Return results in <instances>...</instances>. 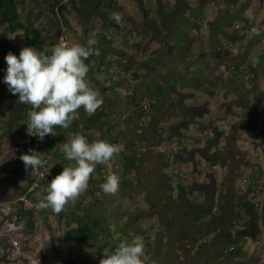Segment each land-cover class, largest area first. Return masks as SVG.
Listing matches in <instances>:
<instances>
[{"label": "trees", "instance_id": "obj_1", "mask_svg": "<svg viewBox=\"0 0 264 264\" xmlns=\"http://www.w3.org/2000/svg\"><path fill=\"white\" fill-rule=\"evenodd\" d=\"M174 2L159 0V4L155 5L153 0H148L147 8L151 12L149 19L157 23L163 32V15L176 8ZM188 10L191 17L187 21V29H193L196 22H203L204 18L198 19L200 12L195 9ZM118 11L126 12L119 0H0V112L2 109L7 113L6 124L0 127V147L4 149L10 143L16 148L14 166L8 172L15 193L3 202L10 210L7 219L16 216L17 220L26 222V245L35 239L37 224L40 222L53 238H57L58 243L53 244L52 249L56 262L61 264H99L103 258V249H115L117 246L115 234L110 230L115 222L118 230L128 232L130 229L131 237H143V257L155 260V249L159 248V244L155 242V232L152 229L166 220L174 227L186 226L189 221L196 226L208 224L211 217L218 214V201L221 200L224 188L229 186L237 205L236 208L233 205L230 210L242 214L238 219V226H232L239 229H229L227 232L230 238L225 250L232 255L249 240L255 242L263 236V226L260 223V215L264 210L263 200L259 201L257 198H264V106L261 109L263 115H260L253 130L248 128V120L251 116L249 104H255L257 98L264 100L261 89L264 56L252 71L223 62L228 79L226 82H217L200 68L196 72H190V65H204L205 53L196 61L193 50L197 39H189L187 30L180 29L179 33L172 34L170 38L175 40L176 47H180L176 56L185 62L183 67L186 73L193 75L194 80H166L161 78L160 51L151 50L149 57H143L147 53L143 41L154 36L153 30L123 28L113 15ZM72 16L81 21L83 44L86 45L89 39L97 41L93 48L98 49L99 54L91 55L85 62L89 67V85L98 91L103 103L91 115L81 107L70 127L63 129L56 126L54 135H47L43 145H39L41 141L36 137L29 144L26 124L31 106L21 103L18 94L12 95L2 82L7 68L5 56L9 52L19 56L21 51L10 37L21 35L30 47L51 55L54 46L61 42L67 30L73 29ZM130 19L134 20L133 17ZM212 29L217 31L216 34L212 31V34L218 38L223 51H230L222 42L227 41V38L221 35V31L226 34L227 28L224 26ZM155 42L159 45V39ZM244 48L245 44L241 45L240 49ZM186 61L190 64H186ZM104 71L124 74L127 82L124 87L129 95L140 90L144 82H149L150 71L154 75L158 74L151 82L147 95L135 104L129 117L132 122L131 119L138 116L145 128L153 129L154 140L164 152L162 183L170 191L166 201H162V213L148 215L152 221L148 228L143 224L145 220L137 223V226L130 223L135 211H145V207L132 211L124 202L117 203L111 215L106 218L102 199L105 192L101 185L105 182L108 164L96 166L87 188L77 198L67 202L61 212L56 213L50 207H37L47 195L48 183L64 167L74 163L65 158L61 150L62 143L67 142L75 133L86 136L92 143L93 131L104 125L107 136L121 149L118 155L122 160V171L115 198L121 201L128 197L127 194L132 189L135 192L145 190L142 180L134 174L138 171L143 152L149 149L148 143L140 140L135 146L129 138L122 137L116 128L108 124L111 112L105 105L118 98L119 90L114 86L98 83L97 73L103 74ZM173 90L177 93L178 104L174 110L165 112L162 109L164 100L172 96ZM255 107L257 108L256 105ZM219 114L227 118L222 119ZM261 120L263 124H260ZM244 132L251 133V138L244 137ZM52 144L58 146L48 157L45 151ZM29 150L44 154L42 169L47 171L54 162L58 166L57 171L50 175L47 171L46 177L33 190V172L30 166L26 169L20 159ZM151 204L156 202L151 201ZM181 208L185 209L184 218L180 214ZM54 218L57 227L53 224ZM57 244L60 247L57 248ZM7 255L0 256V259Z\"/></svg>", "mask_w": 264, "mask_h": 264}, {"label": "rangeland", "instance_id": "obj_2", "mask_svg": "<svg viewBox=\"0 0 264 264\" xmlns=\"http://www.w3.org/2000/svg\"><path fill=\"white\" fill-rule=\"evenodd\" d=\"M174 1L176 8L172 12L170 11L166 14L164 13L163 15V21L161 24H163L162 26H165V32L161 31L157 23L149 19V17H151V12H149L147 8L148 0H143L142 2H137L135 0H119L120 5L125 7L126 12H116L115 14L120 17L119 19H116L114 16L123 28L133 30L149 28L153 30L154 36L150 40L148 39L143 41V46L146 45L145 51H147L146 54H143V57H149L151 50L160 51L162 55V60L160 62L162 67L160 72L161 78L164 77L166 80H185L187 82L194 80L191 73H186L187 71L183 67V63L185 62L183 60H179L180 57L176 56V52L180 50V47H176L175 40L170 38L172 34L179 33L180 29L187 30L186 33L189 39H197L193 50V54L195 56L194 59L196 61L202 53H205L203 54L205 55L204 65L201 66L199 63L190 65V72H196L200 68L204 70L206 74H210V77H213L214 80L222 83L226 82L228 79V72L222 66L223 62H230L233 66H240L245 69L249 67L248 64L254 68L261 63V58L264 56V33L261 36V33L264 30L262 23V20L264 19V10H259L260 16H258L254 21L247 22L245 20L231 19V25L229 26L228 24L230 21H228V17L226 16L228 13H232L233 11H229L228 7L224 5V0H214L215 5H209L207 0H205L206 3H203L202 5H199L195 0ZM230 1L232 0H228V2ZM153 2L155 5L159 4V0H153ZM199 6L201 7L199 8ZM260 6L261 5H259L256 0L249 8L248 13H245L244 16H250L251 12H254V10H257ZM188 8L199 9L202 18L205 19L204 22H196L193 29H187V21L189 17H191V13ZM129 16L133 17L134 20H131ZM71 20L73 23V29L67 30L66 35L61 38V42H64L67 45L74 43L84 45L83 43L85 42L82 38L81 21L76 16H72ZM210 21L211 23H209ZM164 23L169 26H166ZM224 26L227 28L225 34L227 41L222 40V42L225 48L230 50L227 52L223 51L216 35L212 34V31H214L212 28H221ZM215 32L217 31L215 30L214 33ZM221 32L224 33L223 31ZM10 39L20 49L30 47L21 35L11 36ZM156 39H159V45L155 42ZM246 40H252L250 42L253 45L252 51H247L245 48L244 50L240 49L241 45L246 44ZM131 52L135 53L134 50H131ZM247 52L251 53L247 54V56ZM188 63L190 64V62L186 61V64ZM102 73L103 74L97 73L98 83H104L105 86H114L117 90H119L118 98L105 105L111 112L108 124L116 128V130L121 133L122 137L126 136L129 138L135 146H137L140 140H146L149 147V149L143 152L138 171L134 174L142 180V187L145 188V190L143 192H135V190L132 189L127 194L128 197H125L121 201L115 198L116 194L114 193H104L102 198L103 206L107 209L108 207L115 208L116 205L124 202L132 211L136 208L145 207V211H135V215L130 218V223H134L135 226H137V223L144 222L145 220V223L143 224L148 228L152 224L148 215H154V212L162 213V201L165 200L170 191V189L162 183V160L164 158V152L161 146L154 140L155 131L151 128H145L140 117L134 116L133 120L131 119L132 122H130L129 117L135 108V104L147 95L151 82L157 78L158 74L154 75L150 71L148 75L150 83L144 82L140 90H137L136 93L129 95L124 87L127 83L126 80H124V74H121L118 71H104ZM98 87L99 86H96V88ZM261 89L264 93V78L261 80ZM172 93L173 94L170 98L164 100L162 109H164L165 112L174 110L178 104L176 91L173 90ZM255 102V104H249L251 105L249 106L251 116L248 120V123L250 124L248 128L251 130L254 129V124L259 121L258 118L260 115H263L261 114V109L264 106V100L257 98ZM6 115L7 113L1 109L0 127H3L6 124ZM220 117L222 119L227 118V116H223L222 114ZM261 121L260 124H263V120ZM243 136L251 138V133L244 132ZM260 136L262 137V135ZM92 137L93 142L98 139H102L111 144H115L113 140L107 136L105 125L94 130ZM87 140L89 143L91 142V140ZM39 145H43V141L39 142ZM57 146V144L49 145L45 151V155L48 157L52 155ZM15 156L16 148L10 143H8L4 149L0 147V199L3 201H6L15 193L12 178L8 174L14 166ZM57 168V163L54 162L47 170L48 174L50 175L53 171H57ZM121 171V157L118 154H115L114 158L108 163V173L106 172L104 177L106 178L113 172L119 176ZM244 186H246V184H244ZM224 189L225 190L221 195V199L223 201L229 198L232 191L229 186H226ZM257 199L259 201L263 200L264 207V198L258 196ZM151 201L156 202V204L152 205ZM151 208L153 211H151ZM184 210L185 209L183 208L180 210V214L183 215V218L185 217ZM5 217L3 221H0V256L7 255V253L8 255L6 258L0 259V264H61L56 262L55 252L52 249L53 244L58 243L57 238H53L40 222L37 224V234L35 239L26 245V222L24 220H17L15 226H9L8 224H11L13 219H7V216ZM178 218L181 220V216ZM7 220L8 222H6ZM156 220L158 221L157 217ZM130 223L128 224L130 225ZM53 224L57 227L56 218L53 219ZM159 227L160 225H158L157 228ZM15 243L18 245L16 246ZM58 247H60V244H57V248Z\"/></svg>", "mask_w": 264, "mask_h": 264}, {"label": "clouds", "instance_id": "obj_3", "mask_svg": "<svg viewBox=\"0 0 264 264\" xmlns=\"http://www.w3.org/2000/svg\"><path fill=\"white\" fill-rule=\"evenodd\" d=\"M96 43L95 39H89L86 45L60 42L54 46L51 55L24 47L19 56L12 52L5 56L7 68L2 82L12 95L18 94L21 103L31 106L27 135L42 142L47 135H54L56 126L68 129L81 107L91 115L101 106L102 98L87 80L89 67L85 62L91 55L99 54L98 49L93 48ZM61 150L65 158L74 163L64 167L48 183L47 195L37 205L38 208L50 207L56 213L87 188L97 165L108 164L121 149L106 140L89 143L86 136L75 133L62 143ZM43 155L29 150L20 159L26 169L29 166L35 169L43 165ZM118 187L119 176L115 172L101 185L106 194L115 193ZM144 247L141 236L121 240L115 249H103L99 264H143Z\"/></svg>", "mask_w": 264, "mask_h": 264}, {"label": "flooded vegetation", "instance_id": "obj_4", "mask_svg": "<svg viewBox=\"0 0 264 264\" xmlns=\"http://www.w3.org/2000/svg\"><path fill=\"white\" fill-rule=\"evenodd\" d=\"M195 1H197L199 5L206 3L205 0ZM207 1L209 5H215L214 0ZM224 1V5L228 7L229 11H233L226 16L228 17V21H230L228 24L229 26L231 25V19L245 20L247 22L254 21L260 16L259 10H264V0H257L261 6L258 7L257 10L255 9L254 12H251L250 16L246 17L244 16L245 13H248L249 8L256 0ZM200 7L201 6H199V8ZM194 9L200 12L199 9ZM201 17L200 12V17H198V19ZM262 21L264 29V19ZM209 23H211V21ZM224 33L221 32V35L225 36ZM263 33L264 30L261 36ZM251 41L246 40L245 50L252 51V49H250V47L253 46L250 43ZM250 53L251 52H247L246 55ZM248 66L246 70L252 71L253 66L249 64ZM116 192L114 194H116ZM233 205L234 208H236L237 205L233 197V191H231L227 200L223 201L221 199L218 201L217 209H219V212L211 217L208 224H198L196 226L189 221V224L186 226L183 225L179 227L177 225V227H174L169 224L168 220L159 222L161 228H157V225L156 229H152V231L155 232V242L159 244V248L155 249L156 258L152 260L150 257H142L143 264H264V210L260 215V223L263 226L262 238L257 239L255 242L249 241L242 248L236 249L235 253L232 255L229 253L227 254L225 248L228 245V238H230L227 232L229 229H239L232 226H238V219L242 217V214L240 215L238 212H232L230 210L233 208ZM112 210L113 208H106V218L111 215ZM111 228L110 230H113L111 232L115 234L114 240L117 244L121 240H124V236L125 239L130 238L129 240L134 238L130 236V233H132L130 229L127 230L128 232L118 230L116 222ZM146 231L149 232V230Z\"/></svg>", "mask_w": 264, "mask_h": 264}, {"label": "built area", "instance_id": "obj_5", "mask_svg": "<svg viewBox=\"0 0 264 264\" xmlns=\"http://www.w3.org/2000/svg\"><path fill=\"white\" fill-rule=\"evenodd\" d=\"M33 138H34L33 136H29L28 139H27V142H28L29 144H30V143L32 144ZM30 168H31V167H30ZM31 170H32V172H33V176H34V178H35L34 186H33V188H32V190H33L35 187L38 186L39 182H40L41 180H43V179L46 177V175H47V171L44 170V169H42V166H39V167H37V168H35V169H32V168H31ZM3 202H5V201H3V200L0 199V221L3 219V216H7L8 213H9V211H10L8 208H6V207L3 205ZM6 222H8V220H7ZM16 222H17V217L14 216V217H13V222H12L11 224H8V225H9V226H15ZM15 245L17 246L18 244L15 243Z\"/></svg>", "mask_w": 264, "mask_h": 264}]
</instances>
